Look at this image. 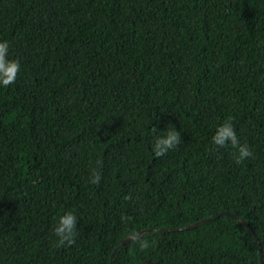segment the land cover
<instances>
[{
  "label": "trees",
  "instance_id": "trees-1",
  "mask_svg": "<svg viewBox=\"0 0 264 264\" xmlns=\"http://www.w3.org/2000/svg\"><path fill=\"white\" fill-rule=\"evenodd\" d=\"M4 41L0 264H261L256 237L264 264V0H0ZM229 118L239 165L213 143Z\"/></svg>",
  "mask_w": 264,
  "mask_h": 264
},
{
  "label": "clouds",
  "instance_id": "clouds-1",
  "mask_svg": "<svg viewBox=\"0 0 264 264\" xmlns=\"http://www.w3.org/2000/svg\"><path fill=\"white\" fill-rule=\"evenodd\" d=\"M8 53L9 44L7 41L0 42V86L3 87H8L16 82L21 68L19 59H9ZM152 131L155 132L156 129L153 128ZM181 142V132L175 126L169 125L167 130L155 139L152 151L155 157L160 158L165 156L170 150L176 149ZM213 143L218 148L231 146L235 149L233 156L237 165L253 157L252 149L246 143H240L231 118L217 127L216 134L213 136ZM90 181L97 185L101 182V175L97 170L93 169L91 171ZM127 198L131 199V196L129 195ZM122 219L127 221L130 218L124 216ZM77 221L78 218L72 211H68L59 217L53 230L54 235L58 238L55 241V246L70 247L76 242ZM131 236L134 241L138 242L141 250H146L156 243L155 240L150 242L147 239L139 238L137 233H131Z\"/></svg>",
  "mask_w": 264,
  "mask_h": 264
},
{
  "label": "water",
  "instance_id": "water-1",
  "mask_svg": "<svg viewBox=\"0 0 264 264\" xmlns=\"http://www.w3.org/2000/svg\"><path fill=\"white\" fill-rule=\"evenodd\" d=\"M224 213L226 214V212H224ZM214 218H215V217L207 218V219H205V220H203V221L197 222V223H195V224H192V225H190V226L184 228V230H189V229L196 228V227H198V226H200V225H203V224L207 223L208 221H210V220H212V219H214ZM243 223H244L248 228H250V227H249L244 221H243ZM150 231H151L150 229H146V230L141 231V232L138 234L139 238H141L145 233H148V232H150ZM157 231H159V232H175V231H178V230H176V229H158ZM256 240H257V243H258L259 248H260V260H261V264H263V263H262L263 260H262V256H261L262 251H261L260 241H259V239H258L257 237H256ZM131 241H133L132 236H131V237H128V238H126V239H123V240H121V241L119 242V244L117 245V248H119L120 246H122V245H124V244H126V243H128V242H131ZM117 248H116V249H117ZM115 253H116V250H114L113 253L111 254L110 264H114V256H115ZM139 264H144V263H139Z\"/></svg>",
  "mask_w": 264,
  "mask_h": 264
}]
</instances>
